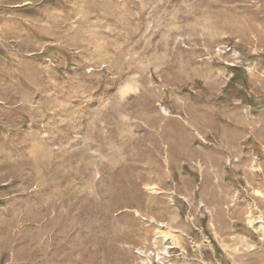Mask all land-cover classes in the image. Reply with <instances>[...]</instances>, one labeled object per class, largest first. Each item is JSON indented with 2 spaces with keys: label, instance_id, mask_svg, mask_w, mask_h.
I'll list each match as a JSON object with an SVG mask.
<instances>
[{
  "label": "rangeland",
  "instance_id": "rangeland-1",
  "mask_svg": "<svg viewBox=\"0 0 264 264\" xmlns=\"http://www.w3.org/2000/svg\"><path fill=\"white\" fill-rule=\"evenodd\" d=\"M260 5L0 0V264H264Z\"/></svg>",
  "mask_w": 264,
  "mask_h": 264
},
{
  "label": "crops",
  "instance_id": "crops-1",
  "mask_svg": "<svg viewBox=\"0 0 264 264\" xmlns=\"http://www.w3.org/2000/svg\"><path fill=\"white\" fill-rule=\"evenodd\" d=\"M259 3H261V11H256V20L257 23H259L261 25L262 28V34L260 35V29L257 28V40H256V47L259 49H264V0H258ZM260 6H258L260 8ZM262 36V37H259ZM254 61H255V65L257 67V70H260L261 74H263L264 72V68H262L261 66V61H264V55L261 56H255L254 57ZM259 72V71H258Z\"/></svg>",
  "mask_w": 264,
  "mask_h": 264
},
{
  "label": "bare ground",
  "instance_id": "bare-ground-1",
  "mask_svg": "<svg viewBox=\"0 0 264 264\" xmlns=\"http://www.w3.org/2000/svg\"><path fill=\"white\" fill-rule=\"evenodd\" d=\"M261 54L263 55V53H261L260 52V50H258V51H256V52H254V53H252V55H258V56H261ZM163 114L164 115H166V116H168V114L166 113V112H163ZM150 190H152L153 192H156L155 191V188H151ZM163 238H164V240L166 241V240H170L171 241V244L172 245H174V246H172V247H167V249H171V248H173V247H175L176 248V244H175V242L174 241H172L170 238H168L167 236H162ZM165 254H168V252L166 251V252H164Z\"/></svg>",
  "mask_w": 264,
  "mask_h": 264
},
{
  "label": "built area",
  "instance_id": "built-area-1",
  "mask_svg": "<svg viewBox=\"0 0 264 264\" xmlns=\"http://www.w3.org/2000/svg\"><path fill=\"white\" fill-rule=\"evenodd\" d=\"M231 50H232V46L224 45L221 48L217 49L216 52L217 53H226V52H230ZM260 52L263 53V55H264V51L263 50H261Z\"/></svg>",
  "mask_w": 264,
  "mask_h": 264
}]
</instances>
